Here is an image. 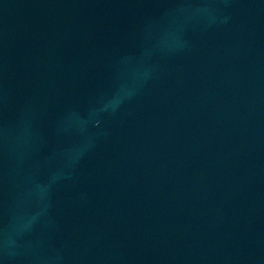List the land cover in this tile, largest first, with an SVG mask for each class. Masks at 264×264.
<instances>
[{"label":"water","instance_id":"95a60500","mask_svg":"<svg viewBox=\"0 0 264 264\" xmlns=\"http://www.w3.org/2000/svg\"><path fill=\"white\" fill-rule=\"evenodd\" d=\"M264 89V0H0V264H138Z\"/></svg>","mask_w":264,"mask_h":264}]
</instances>
